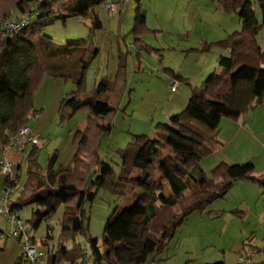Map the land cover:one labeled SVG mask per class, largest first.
<instances>
[{
  "label": "trees",
  "instance_id": "1",
  "mask_svg": "<svg viewBox=\"0 0 264 264\" xmlns=\"http://www.w3.org/2000/svg\"><path fill=\"white\" fill-rule=\"evenodd\" d=\"M5 1L7 4L0 6V147H12V137L28 127L30 119L36 116L35 93L48 74L75 79L73 74L59 71L64 70L62 65L67 60L71 62L72 57L78 59L82 77L78 78L77 92L61 103V120L68 122L84 109L92 114L84 130L74 136L76 154L72 166L56 170L53 167L45 175L37 160V145L34 146L28 156V180L20 197L29 202L11 206L14 214L26 206H36L27 223L35 230L64 207L58 245L46 250L44 264H85L86 249L90 264H150L191 215L203 213L213 203L224 199L238 182L249 180L264 186V178L255 177L253 163H222L210 176L200 167L201 161L218 143L216 134L221 121L224 118L239 120L264 103V49L257 39L264 30V0H212L222 11L237 15L243 26L241 32L217 44L230 50V56L222 55L218 59L224 73L211 74L200 89L186 82L191 97L185 110L174 116L170 124H158L154 136H137L127 149L117 150L118 162L113 161V165L100 161L99 153L104 139L113 133L128 90L126 62L120 64L114 80L101 81L89 94L86 73L99 57L100 50L91 48L87 42L58 45L42 34L57 20L66 22L69 18L90 19L93 29H101L94 11L108 0ZM112 3L121 8L125 4L122 0H112ZM258 9L262 23L257 17ZM25 21L27 25L12 34L5 27L6 22ZM133 31L141 36L149 31L141 7L136 9ZM38 34L41 48L49 52L53 61L51 65L45 66L40 60L35 41ZM60 58L67 60L59 68L56 62ZM176 78L178 82L184 81ZM92 160L97 161L99 172L94 189L84 191L86 175L94 166ZM14 179L12 182L6 176L5 188H15L19 178ZM102 190L132 198L134 202L130 208H118L112 214L100 245L88 235L86 205L92 204ZM79 235L86 238V248L77 245L68 248L66 243L75 242ZM43 245L48 247V242L43 241ZM23 262L22 256L16 264ZM250 264H264V258Z\"/></svg>",
  "mask_w": 264,
  "mask_h": 264
},
{
  "label": "rangeland",
  "instance_id": "2",
  "mask_svg": "<svg viewBox=\"0 0 264 264\" xmlns=\"http://www.w3.org/2000/svg\"><path fill=\"white\" fill-rule=\"evenodd\" d=\"M111 3L112 0H108L94 11L101 22V29H93L90 19L69 18L66 22L57 20L42 34L51 37L58 45L87 42L91 48L100 50L99 57L86 73L89 94L101 81L114 80L120 64L126 62L128 90L121 103L122 110L115 119L113 133L104 139L99 153L100 161L113 165V161L118 162L117 150L127 149L137 136L152 137L156 126L170 122L164 118L181 107L183 102L185 107L182 110H185L191 97V89L186 82L194 89H200L211 74L221 73L223 68L219 66L218 59L222 55L230 56V50H224L217 44L241 32L243 26L237 15L220 10L212 0H129L109 15L107 6ZM6 4L5 0H0V6ZM138 7L146 15L149 29L144 36L133 31ZM257 11L258 20L262 23L259 9ZM37 36L35 41L40 60L45 66L51 65L53 61L49 52L41 48L40 34ZM257 39L264 49V30ZM74 59L72 57L68 62L60 58L56 64L60 68L67 60L62 65L64 70L59 71L73 74L75 79L48 74L35 93L36 116L30 119L28 127L39 140L37 160L45 175L53 167L56 170L72 166L76 154L74 136L84 130L87 118L92 116L89 110L84 109L68 122L61 120V103L68 95L77 92L78 78L82 77L77 67L78 59ZM176 77L184 81L178 82ZM177 82L176 91H172V85ZM216 135L218 143L200 163L205 174L210 176L222 163H253L256 174H264V103L255 106L239 120L224 118ZM33 148L27 146L24 150L15 151L11 147L17 154V162L12 164V176L19 178L11 191V206L29 202L20 197L28 180V156ZM92 161L94 166L86 175L84 191L94 189L93 183L99 172L97 161ZM116 170L119 169L116 167ZM1 175L4 183L6 176ZM241 183L248 186L240 188ZM241 183L205 212L191 215L166 249L150 264H242L239 256L252 251L248 247L244 249L245 244L253 248L262 247L264 227L262 229L257 215L261 204L258 208L256 200L264 189L247 181ZM1 189L0 200L5 193V185ZM165 191L168 192L167 186ZM242 200L247 201L250 207L241 205ZM133 202L132 198L100 191L96 200L86 205L88 235L102 245L112 214L118 208H130ZM35 210L36 206H26L16 211V215L27 224ZM63 215L64 207H60L51 220L43 222L37 230L31 229V235L37 242H48L44 251L57 247ZM11 226L9 220L0 216V231L4 233V237H0V264H16L22 257L21 243L8 237ZM48 232L51 233L50 238ZM74 245L85 249L86 238L79 235L75 242L66 243L68 248ZM262 260L263 257L257 256L254 261Z\"/></svg>",
  "mask_w": 264,
  "mask_h": 264
},
{
  "label": "built area",
  "instance_id": "3",
  "mask_svg": "<svg viewBox=\"0 0 264 264\" xmlns=\"http://www.w3.org/2000/svg\"><path fill=\"white\" fill-rule=\"evenodd\" d=\"M129 0H122L123 3H127ZM115 4L111 3L107 6L109 15L115 10ZM26 24L27 21L23 23L13 22L5 23V27L8 28L9 32L12 34L17 32L22 25ZM177 83H174L172 86V90L175 91L177 88ZM39 144V140L36 136H34L30 130V128L25 127L20 130L17 135L12 137V148L15 149H24L27 146H36ZM0 172L11 178V181L14 182L15 179L12 176V165L7 158V154L2 160H0ZM13 188L6 187L5 193L1 198V207H0V216L4 219H7L11 222V230L8 235L9 238L18 240L22 245V256L24 259L23 264H44L46 258V251L43 250L42 244L37 242L33 236L31 235V226L28 224H24L17 216L12 212L11 209V191ZM7 236V235H6ZM0 237H4V233H0ZM257 256L264 258V251L260 252H251L249 254L240 255L239 260L241 263L250 264L255 262L254 260ZM85 264H90V255L89 250L86 249L85 254Z\"/></svg>",
  "mask_w": 264,
  "mask_h": 264
},
{
  "label": "crops",
  "instance_id": "4",
  "mask_svg": "<svg viewBox=\"0 0 264 264\" xmlns=\"http://www.w3.org/2000/svg\"><path fill=\"white\" fill-rule=\"evenodd\" d=\"M117 9V8H116ZM118 9H120V8H118ZM221 10V9H220ZM118 13H119V10H118ZM134 26H135V23H134ZM148 28V27H147ZM224 69H222V71H221V74L222 73H224ZM185 106H184V102H183V105L181 106V107H179L178 109L176 108L173 112H171V114H169V115H167L164 119L165 120H168V121H171V119L174 117V116H177V115H179L181 112H183L184 110H182L183 108H184ZM182 110V111H181ZM89 118V117H88ZM87 118V119H88ZM164 120V121H165ZM161 123H165V124H170V122H161ZM155 134V133H154ZM154 136V135H153ZM26 149V148H25ZM15 151H18V149H16ZM13 149H11V147H0V160H2L3 158H4V156H5V153L7 154V158H8V160L10 161V163H11V165L12 164H14L13 162H17L16 161V157H17V154H16V152H15ZM13 166V165H12ZM256 169V168H255ZM255 177H257V178H264V174L263 175H260V174H256V172H255ZM245 181H247V182H249L250 184L252 183V184H255V185H259L262 189H264V186H262V185H260V184H257V183H254V182H252V181H249V180H245ZM245 181H240V183L241 182H245ZM3 183V181H2V175H1V172H0V191H2V187H3V185H5V181H4V183ZM237 184H239V182L237 183ZM236 184V185H237ZM246 183H241L240 185H239V187L241 188V187H246V186H248V185H245ZM235 185V186H236ZM234 186V187H235ZM167 195H169V193L167 192ZM258 197V199L256 200L257 201V206H258V208H259V204H261L260 205V209L258 210V213H257V215H258V217H259V219H260V221H261V226H262V229H263V227H264V192H262L260 195H258L257 196ZM1 201V200H0ZM241 205H243V206H247V207H250V205L248 204V202L247 201H244V200H242L241 201V203H240ZM220 213H222V212H220ZM1 232V231H0ZM34 238V237H33ZM35 239V238H34ZM36 240V239H35ZM39 243H41L42 244V247L44 248L45 246L43 245V242H39ZM262 247H260V248H253V247H249V246H246V244L244 245V249L246 248V247H248L249 249H251L252 251L251 252H260V251H264V241H263V243H262ZM243 249V250H244ZM247 249V248H246ZM45 250V249H44ZM245 251V250H244ZM250 252V253H251ZM255 262H257V261H255ZM188 263V262H187ZM225 264V263H224ZM242 264H244V263H242Z\"/></svg>",
  "mask_w": 264,
  "mask_h": 264
}]
</instances>
